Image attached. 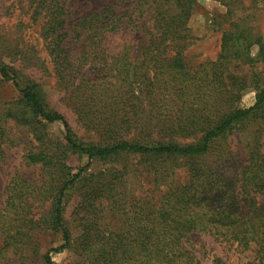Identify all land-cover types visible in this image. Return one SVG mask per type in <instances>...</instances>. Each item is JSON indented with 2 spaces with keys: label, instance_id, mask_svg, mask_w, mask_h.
<instances>
[{
  "label": "trees",
  "instance_id": "obj_1",
  "mask_svg": "<svg viewBox=\"0 0 264 264\" xmlns=\"http://www.w3.org/2000/svg\"><path fill=\"white\" fill-rule=\"evenodd\" d=\"M217 1L226 7L227 25L219 53L191 65L185 52L193 40L187 23L195 0H118L75 16L66 0H13L27 21L13 38L0 33V57L14 54L46 72L19 34L37 26L64 104L96 141L77 137L47 107L38 85L20 87L18 72L0 60L1 81L19 92L0 119V156L2 144L17 141L5 126L9 119L28 135L24 163L39 168L37 181L15 175L8 183L0 205V256L37 255V237L59 232L63 243L41 254L44 264H52L50 252L61 250L71 251L76 264H203L189 244L192 233H203L235 245L246 264H264V87L254 72L264 42L239 21L264 13V0ZM122 31L134 39L132 46H111ZM248 88L254 103L240 108ZM247 121L261 126L244 162L228 148L213 149L214 141ZM55 122L62 139L47 133ZM71 154L88 161L123 154L134 162L80 183L86 166L72 172ZM175 169L184 170L183 183L167 182ZM130 176L151 178L154 189L165 190L155 199L151 191L133 190ZM71 189L78 199L68 226ZM211 264L225 263L214 257Z\"/></svg>",
  "mask_w": 264,
  "mask_h": 264
},
{
  "label": "rangeland",
  "instance_id": "obj_2",
  "mask_svg": "<svg viewBox=\"0 0 264 264\" xmlns=\"http://www.w3.org/2000/svg\"><path fill=\"white\" fill-rule=\"evenodd\" d=\"M118 0H66V6L71 10V14L75 16L85 10L101 8L110 2ZM195 7L192 9L188 19L187 26L190 29V34L193 37L191 44L186 50V58L191 65H197L206 60H215L220 47V37L226 24L222 22V15L226 12V7L217 0H195ZM130 3L122 2V6H129ZM254 20L249 18H241L239 21L245 28L250 27L254 37H260L264 42V13L259 10L254 15ZM26 17L19 13V9L13 4V0H0V33L7 34L13 38L19 30V23H25ZM18 26V27H17ZM37 26L22 28L19 34H22L25 43L32 45L34 50L38 52V56L44 60L47 71L44 72L39 67H29L19 61L17 55L2 54L0 57L4 65L15 69L18 72L17 82L20 87L29 84H37L44 103L49 109H52L61 114L69 123L77 137L82 141H96L92 133L85 132L81 127L73 113L63 102V92L58 88L55 78L51 73V64L44 52L41 40L37 34ZM134 39L122 31L116 37L109 40L111 46H120L129 44ZM256 47L252 49V55L256 52ZM254 72L261 77L260 86L264 87V58L256 61L254 64ZM19 98L18 89L10 82L1 81L0 79V119L8 103ZM255 100V91L246 89L242 92L239 103L240 108L250 107ZM3 120V119H2ZM6 127H10L9 132L17 137V141L6 142L2 144V155L0 156V205L6 197V188L10 179L17 175L29 181H37L39 179V168L37 166H28L23 161V148L26 147L28 135L20 128H13L12 123L8 119ZM260 124L254 121H247L242 125L234 127L230 133L223 134L219 139L214 141L212 146L214 150L218 147L228 148L234 153L237 160L244 162L246 159V151L249 148L251 136L259 131ZM264 131V124L262 126ZM47 133L52 139H62V125L59 122L49 124ZM8 136V135H7ZM134 158L125 157L119 154L116 157L99 159L95 158L88 161L84 155L78 156L71 154L67 160V164L73 168L72 172H77L79 168H84L80 183L90 180L93 175L107 173L110 168L120 167L123 164L134 162ZM177 163H173L175 166ZM185 173L183 169H175V174L167 178V182L174 181L176 184L185 181ZM130 187L142 191H151L153 197L157 199L162 191L165 190V185H161L159 189H154L151 178L138 182L137 178L130 176L128 179ZM79 183V181L77 182ZM69 197L66 199L64 218L66 224L71 226L73 220L74 208L77 203V194L74 190L68 192ZM48 207V204L45 205ZM41 209H37L41 213ZM38 254L25 252L22 255L11 256L9 253L6 257L0 256V264H44L41 261V254L59 247L63 240L59 232L53 234H41L38 237ZM190 246L195 256L203 264H211L214 257H219L225 264H246L247 256L236 249L235 245H225L215 241L212 237L203 233H192L189 236ZM1 246V242H0ZM52 264H76V258L71 251L61 250L60 252H50Z\"/></svg>",
  "mask_w": 264,
  "mask_h": 264
}]
</instances>
